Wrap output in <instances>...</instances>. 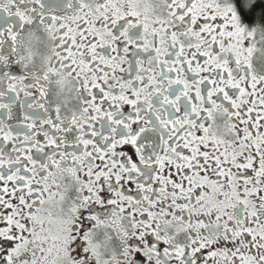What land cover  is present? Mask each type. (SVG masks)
Instances as JSON below:
<instances>
[{"label": "snow or ice", "instance_id": "snow-or-ice-1", "mask_svg": "<svg viewBox=\"0 0 264 264\" xmlns=\"http://www.w3.org/2000/svg\"><path fill=\"white\" fill-rule=\"evenodd\" d=\"M0 264H264V0H0Z\"/></svg>", "mask_w": 264, "mask_h": 264}]
</instances>
